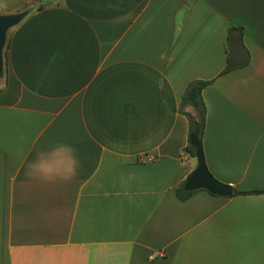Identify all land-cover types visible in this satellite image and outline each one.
Masks as SVG:
<instances>
[{"label":"crops","instance_id":"1","mask_svg":"<svg viewBox=\"0 0 264 264\" xmlns=\"http://www.w3.org/2000/svg\"><path fill=\"white\" fill-rule=\"evenodd\" d=\"M23 1L0 0L27 11L0 73V264H264V0ZM198 79L207 167L249 193L177 195Z\"/></svg>","mask_w":264,"mask_h":264},{"label":"water","instance_id":"2","mask_svg":"<svg viewBox=\"0 0 264 264\" xmlns=\"http://www.w3.org/2000/svg\"><path fill=\"white\" fill-rule=\"evenodd\" d=\"M27 14V11H21L13 14H0V73L3 71V50L7 30L19 23ZM249 52L243 41L234 38L230 42V55L225 66V70H230L244 65L248 60ZM190 143L196 149L198 165L196 169L188 176L185 181L187 190L206 189L212 194L221 196H231L234 193L233 187L218 180L208 169L202 142L198 133H191Z\"/></svg>","mask_w":264,"mask_h":264},{"label":"trees","instance_id":"3","mask_svg":"<svg viewBox=\"0 0 264 264\" xmlns=\"http://www.w3.org/2000/svg\"><path fill=\"white\" fill-rule=\"evenodd\" d=\"M42 5L38 6V9H41ZM33 9H29L32 11ZM7 46V44H6ZM212 80H194L191 81L180 101V110L183 114H185L189 121V131L190 134L195 132L198 133L200 140L202 142V136L206 125V116H207V107L205 101L203 99V89L211 82ZM189 149L193 155H196V149L191 144L189 145ZM183 183L179 188H177L176 192L179 198L187 199L194 190H187ZM234 192L238 193H249L246 191H240L235 189ZM258 192V191H253Z\"/></svg>","mask_w":264,"mask_h":264},{"label":"rangeland","instance_id":"4","mask_svg":"<svg viewBox=\"0 0 264 264\" xmlns=\"http://www.w3.org/2000/svg\"><path fill=\"white\" fill-rule=\"evenodd\" d=\"M29 1L30 0H24L23 2H29ZM34 1H36V0H32L31 2H34ZM0 11L3 13V15H5V13H8V11H14V13H17V12L25 11V9H22V8H17V9H14V10H1L0 9Z\"/></svg>","mask_w":264,"mask_h":264},{"label":"built area","instance_id":"5","mask_svg":"<svg viewBox=\"0 0 264 264\" xmlns=\"http://www.w3.org/2000/svg\"><path fill=\"white\" fill-rule=\"evenodd\" d=\"M158 255L163 256L164 253L160 251V252H158Z\"/></svg>","mask_w":264,"mask_h":264}]
</instances>
